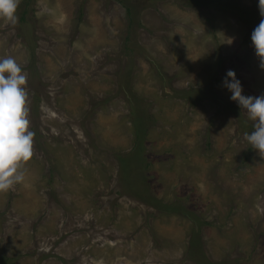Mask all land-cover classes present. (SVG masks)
<instances>
[{
  "label": "rangeland",
  "instance_id": "obj_1",
  "mask_svg": "<svg viewBox=\"0 0 264 264\" xmlns=\"http://www.w3.org/2000/svg\"><path fill=\"white\" fill-rule=\"evenodd\" d=\"M19 0L33 155L0 264H264V156L222 86L264 94L258 0ZM198 5V6H196Z\"/></svg>",
  "mask_w": 264,
  "mask_h": 264
},
{
  "label": "clouds",
  "instance_id": "obj_2",
  "mask_svg": "<svg viewBox=\"0 0 264 264\" xmlns=\"http://www.w3.org/2000/svg\"><path fill=\"white\" fill-rule=\"evenodd\" d=\"M19 0H0V17L10 25L18 21ZM260 22L251 32V42L260 67L264 68V0H258ZM26 73L14 57H0V190H8L24 179L21 168L33 155L34 132L29 127ZM222 86L254 121L253 130L244 136L252 148L264 156V94H242L241 81L233 69L226 70Z\"/></svg>",
  "mask_w": 264,
  "mask_h": 264
},
{
  "label": "trees",
  "instance_id": "obj_3",
  "mask_svg": "<svg viewBox=\"0 0 264 264\" xmlns=\"http://www.w3.org/2000/svg\"><path fill=\"white\" fill-rule=\"evenodd\" d=\"M185 2L188 1L190 3H193V4H209L210 6L213 5L215 2L213 0H184ZM187 3V2H186ZM198 6V5H196ZM1 261H3L4 263L7 261L8 263L12 261V258H0Z\"/></svg>",
  "mask_w": 264,
  "mask_h": 264
}]
</instances>
